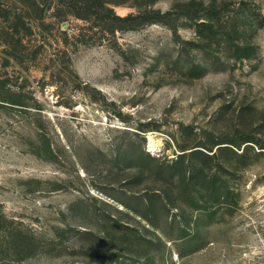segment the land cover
Instances as JSON below:
<instances>
[{
	"label": "rangeland",
	"instance_id": "obj_1",
	"mask_svg": "<svg viewBox=\"0 0 264 264\" xmlns=\"http://www.w3.org/2000/svg\"><path fill=\"white\" fill-rule=\"evenodd\" d=\"M0 264H264V0H0Z\"/></svg>",
	"mask_w": 264,
	"mask_h": 264
},
{
	"label": "trees",
	"instance_id": "obj_2",
	"mask_svg": "<svg viewBox=\"0 0 264 264\" xmlns=\"http://www.w3.org/2000/svg\"><path fill=\"white\" fill-rule=\"evenodd\" d=\"M109 13H110V15H112V18L114 20H117V21H120V22H127V21L131 20L130 16H128V17H120V16L115 15L111 10H109Z\"/></svg>",
	"mask_w": 264,
	"mask_h": 264
},
{
	"label": "bare ground",
	"instance_id": "obj_3",
	"mask_svg": "<svg viewBox=\"0 0 264 264\" xmlns=\"http://www.w3.org/2000/svg\"><path fill=\"white\" fill-rule=\"evenodd\" d=\"M151 143H152V145H153V144H155V141H154V140H151Z\"/></svg>",
	"mask_w": 264,
	"mask_h": 264
}]
</instances>
